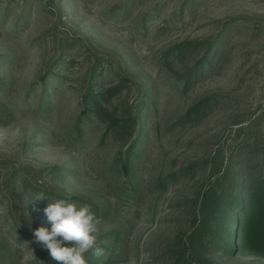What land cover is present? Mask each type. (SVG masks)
<instances>
[{
	"label": "rangeland",
	"instance_id": "1",
	"mask_svg": "<svg viewBox=\"0 0 264 264\" xmlns=\"http://www.w3.org/2000/svg\"><path fill=\"white\" fill-rule=\"evenodd\" d=\"M263 152L264 0H0V264H58L60 199L102 219L88 264H173L197 192L243 197ZM211 234L185 263L264 264Z\"/></svg>",
	"mask_w": 264,
	"mask_h": 264
},
{
	"label": "trees",
	"instance_id": "2",
	"mask_svg": "<svg viewBox=\"0 0 264 264\" xmlns=\"http://www.w3.org/2000/svg\"><path fill=\"white\" fill-rule=\"evenodd\" d=\"M86 111V109L83 110L84 113ZM221 161L223 160L221 159ZM223 165L222 162L220 167ZM123 168L126 170L125 164ZM218 175L212 176L214 178L210 180V184L199 190L194 196L193 202L196 203L192 208L190 228L185 234V239L180 240L179 243L181 244L175 251L177 253L182 249L183 253L178 255L173 264H189L185 262H191L195 257L193 253L195 243H197L199 250L204 249L208 243L207 237L211 239L213 232H220L221 237L225 236L221 238L226 240L225 246H218L222 250L236 253L237 248L238 253L264 258V171L259 175L256 182L252 178L248 180L245 184L243 197L238 193L240 186L229 185L220 190L217 189L218 183L228 178L227 170H223ZM240 205L242 208L238 210ZM233 208L237 210L228 212V209ZM237 212H245V214L235 218ZM230 216L233 217L230 218ZM227 227L229 228L226 229ZM21 235L22 232L18 234L19 237ZM195 240H198L199 243ZM47 252L48 255H46ZM40 255L42 258L48 256V260L52 259L49 250L46 248L41 250Z\"/></svg>",
	"mask_w": 264,
	"mask_h": 264
},
{
	"label": "clouds",
	"instance_id": "3",
	"mask_svg": "<svg viewBox=\"0 0 264 264\" xmlns=\"http://www.w3.org/2000/svg\"><path fill=\"white\" fill-rule=\"evenodd\" d=\"M34 200L42 201L45 196L37 194ZM44 213L51 224V229L38 227L33 230L34 242L49 250L52 259L58 264H88L87 254L97 258L105 255V250L98 246V232L102 219L84 204L64 199L49 202ZM70 244L71 246H66Z\"/></svg>",
	"mask_w": 264,
	"mask_h": 264
}]
</instances>
